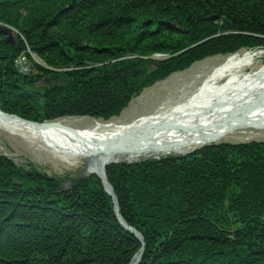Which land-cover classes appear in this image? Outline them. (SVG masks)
Instances as JSON below:
<instances>
[{"label":"trees","instance_id":"trees-1","mask_svg":"<svg viewBox=\"0 0 264 264\" xmlns=\"http://www.w3.org/2000/svg\"><path fill=\"white\" fill-rule=\"evenodd\" d=\"M0 108L34 121L107 118L196 57L264 45V0H0ZM30 48L44 65L14 67ZM154 53L167 57L147 59ZM43 77L54 78L38 86ZM138 264H264V142L112 163ZM0 155V264H129L142 243L96 175L67 189Z\"/></svg>","mask_w":264,"mask_h":264},{"label":"bare ground","instance_id":"bare-ground-1","mask_svg":"<svg viewBox=\"0 0 264 264\" xmlns=\"http://www.w3.org/2000/svg\"><path fill=\"white\" fill-rule=\"evenodd\" d=\"M253 57L250 52L228 56L186 100L159 107L157 113L128 124L73 128L61 120L35 127L6 119L0 120V128L39 139L62 160L84 157L86 173H101L107 164L166 152L162 150L183 151V145L222 138L234 130L253 127L264 131V66L240 74ZM220 78L225 80L219 83Z\"/></svg>","mask_w":264,"mask_h":264},{"label":"rangeland","instance_id":"rangeland-1","mask_svg":"<svg viewBox=\"0 0 264 264\" xmlns=\"http://www.w3.org/2000/svg\"><path fill=\"white\" fill-rule=\"evenodd\" d=\"M0 24L12 29L13 33H15V40L19 38L24 40V37L17 28L1 22ZM245 52L253 53L254 57L249 65L241 69V73L251 72L264 66L263 44L252 46V48L241 47L231 53H215L205 55L204 57L198 56L183 71H173L162 79H157L150 84L144 85L136 96L132 98L131 102L125 104L121 111L114 115L112 114L107 118L90 115H73L59 120H64L73 128H93L97 123L101 125L110 123L112 126H117L134 122L141 117L157 113L156 111L159 107L167 108L175 103L186 100L199 88L213 68L222 64L228 56L243 54ZM21 57L29 65V73L35 71V64L41 65L43 63V60L31 51L30 48H27ZM166 57L164 54L159 55L155 53L149 56H143L148 61L147 71L151 72L155 68L154 61L162 60ZM46 81H49V78H42L40 82H37V85ZM263 132L262 129L244 128L242 130H234L218 140L228 142L264 141ZM200 146L191 145L184 147L180 153L186 154ZM170 152L172 151L166 150L165 155L178 154L177 151L176 153ZM161 153L156 156H151V158L162 156ZM0 154L6 155L18 167L24 169L33 167L46 176L53 177L58 180V188L60 190L67 189L74 178L80 180L91 176V173L86 174L85 172L87 160L84 157L75 155L70 157L68 161L65 159L62 160L52 153V150L45 146L39 139L24 137L19 133H12L2 128H0Z\"/></svg>","mask_w":264,"mask_h":264},{"label":"water","instance_id":"water-1","mask_svg":"<svg viewBox=\"0 0 264 264\" xmlns=\"http://www.w3.org/2000/svg\"><path fill=\"white\" fill-rule=\"evenodd\" d=\"M0 33H2L3 35H5V38L4 40L6 42H11V43H14L15 42V38H14V34H13V31L12 29L10 28H7L3 25L0 24ZM3 113V112H2ZM6 119H18L20 121H24L26 123H29L35 127H41V126H44V125H49L51 123H38V122H35V121H31V120H27V119H24L22 117H19L17 115H14V114H7V113H4V116L1 117L0 120H6ZM216 137H214L213 139H215ZM211 139V140H213ZM202 143H205V142H202ZM191 144V143H190ZM189 145V144H188ZM188 145H183L184 147L188 146ZM117 148H114L113 150L115 151ZM168 150H174V149H168ZM162 151H166V150H162ZM98 176L100 177V179L102 180V183H103V186L105 188V190L111 195L112 197V200H113V203H114V210H115V213H116V216H117V219L122 223V225L127 228L128 230L134 232L135 236L139 239V240H142L141 238V235L139 234V232L135 231L133 228L129 227L126 225V223L124 222V220L121 218L119 212H118V206H117V202H116V197H115V194L113 192V189H112V186L110 185V183L107 181V179L105 178V173H104V169L102 168L101 170V173L98 172ZM142 252H143V247L141 248L140 250V253L138 254V256L135 258V260L131 263V264H136L141 255H142Z\"/></svg>","mask_w":264,"mask_h":264}]
</instances>
